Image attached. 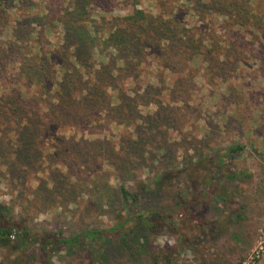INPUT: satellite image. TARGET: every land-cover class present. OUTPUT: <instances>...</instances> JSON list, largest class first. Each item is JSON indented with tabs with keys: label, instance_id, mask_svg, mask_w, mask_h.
Segmentation results:
<instances>
[{
	"label": "trees",
	"instance_id": "trees-1",
	"mask_svg": "<svg viewBox=\"0 0 264 264\" xmlns=\"http://www.w3.org/2000/svg\"><path fill=\"white\" fill-rule=\"evenodd\" d=\"M211 1L218 8L242 2ZM88 4L87 0H71L62 15L54 19L63 29L62 44L40 56L36 51V61L19 56L18 76L7 82L6 92L0 88V162L9 186L20 197L29 189L26 183L31 173L40 171L38 189L44 202L55 204L64 213L71 212L70 204L78 206L81 194L90 201L86 189L91 186L102 193L95 204L98 215H107L115 207L120 210L109 227L84 228L73 234L47 229L32 232L24 219L10 216V206L0 202V247L13 253L10 264H52L57 251L70 253L97 237L131 251L139 237L145 238L141 231L146 234L161 225L170 227L175 210L191 208L192 201L174 192L172 204L162 210L158 205L163 198L162 175L155 172L153 176L134 178L128 171L149 168L143 157L147 155L146 146L156 150L148 155L152 163L169 153L164 131L174 128L175 119L164 106L167 103L155 96L167 90L174 99L188 86L196 68L194 63L211 51L205 49L204 36H196L173 11L149 15L141 9L111 16L100 35L95 25L91 32L89 21L85 22ZM25 39L30 43L34 37L27 32ZM23 40L14 33L11 41L1 45L4 49H0V66L11 62L6 60L11 53H22V45L14 43ZM56 56L60 62L53 64ZM203 61L211 65L208 59ZM143 73L153 74L156 82H142L134 90ZM131 90L134 96L129 94ZM149 104L156 106L151 110L153 115L141 116L138 107L148 108ZM118 126L124 132H116ZM242 149L240 145L230 146L205 161L201 155L196 161H184L179 170L184 176L174 180L172 187H178L179 182L184 190L198 181L204 188L194 202L217 201L234 212L240 207L221 184L225 177L220 174V166ZM79 162L82 166H78ZM211 163L216 166L212 170ZM103 171L114 173L118 181L115 188L104 182L109 179L101 176ZM195 172L205 176H196ZM127 181L133 182L135 188L128 187ZM130 222L139 225L134 233ZM109 242H105V248ZM30 246L35 253L28 252ZM89 253L88 264H106L102 252L91 248Z\"/></svg>",
	"mask_w": 264,
	"mask_h": 264
},
{
	"label": "rangeland",
	"instance_id": "rangeland-1",
	"mask_svg": "<svg viewBox=\"0 0 264 264\" xmlns=\"http://www.w3.org/2000/svg\"><path fill=\"white\" fill-rule=\"evenodd\" d=\"M70 1L0 0V49L12 40L14 33L22 36V40L27 32L34 37L30 43L27 39L14 43L22 45V53H11L6 59L11 62L6 61L0 66V88L5 90L7 82L18 76L19 56L36 61L38 55L52 52L62 44L63 29L54 19L62 15ZM239 1H242L237 3L239 5L225 3L226 7L218 8L211 0H87L85 22L89 21L91 32V26L95 25L100 35L111 16L141 9L149 15L173 11L196 36H204L205 49L211 51L195 61L196 68L188 86H184L174 99L167 90L161 96L155 94V98L167 103L164 106L175 119L174 128L164 131L169 153L152 163L148 161V155L156 150L152 145L146 146L147 155L143 157L147 158L145 162L149 168L128 171L134 178L153 176L155 172L162 175L163 198L158 201L162 210L172 204L171 198L176 192L192 203L188 211L173 212L170 227L161 225L146 234L141 231L146 236L139 237L131 251L97 237L88 246L84 244L70 253L57 251L51 258L52 264H88L91 248L102 252L106 264H242L259 245H264V0ZM33 41L38 47L33 46ZM203 59H208L211 65ZM59 62L58 56L52 60L53 64ZM170 81H174V77ZM142 82L155 83L156 79L151 73H143L135 82L134 90ZM129 94L134 96L132 90ZM169 98L172 100L168 102ZM138 109L141 116H152L151 110L156 106L149 104L145 108L140 105ZM116 132L124 131L118 126ZM235 145L243 146V149L220 166V174L225 177L221 184H225L240 207L234 212L217 201L194 202L204 188L198 181L184 190L179 182L176 188L171 185L184 176L179 171L183 169L184 161H196L197 155L205 161ZM77 164L81 165L80 162ZM209 165L211 170L216 167L212 163ZM0 168L3 176L0 178V202L10 206V216L24 219L32 232L47 229L73 234L84 228L109 227L114 223L111 219L120 210L115 207L114 211L106 212L107 215H98L95 204L101 200L102 193L91 186L86 189L90 201L81 194L78 206L70 204L71 212L64 213L55 204L44 202L38 189L40 171L31 173L26 183L29 189L20 197L19 192L9 186L1 162ZM199 174L205 176V173L195 172L196 176ZM101 176L109 179L104 182L116 187L118 181L113 172L103 171ZM126 184L135 188L131 181ZM129 226L132 233L135 228L139 229L137 222H130ZM105 242H109L108 248H105ZM28 248L30 254L36 252L32 246ZM10 254L13 253L0 247V264H10L13 258ZM255 264H264V255H260Z\"/></svg>",
	"mask_w": 264,
	"mask_h": 264
},
{
	"label": "built area",
	"instance_id": "built-area-1",
	"mask_svg": "<svg viewBox=\"0 0 264 264\" xmlns=\"http://www.w3.org/2000/svg\"><path fill=\"white\" fill-rule=\"evenodd\" d=\"M259 248L255 250L253 253L248 256L249 258L242 262V264H255L257 258L260 257V255H264V245H259Z\"/></svg>",
	"mask_w": 264,
	"mask_h": 264
}]
</instances>
